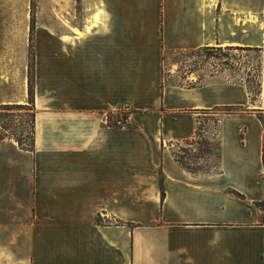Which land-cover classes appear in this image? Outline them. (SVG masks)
<instances>
[{"label": "crops", "instance_id": "crops-1", "mask_svg": "<svg viewBox=\"0 0 264 264\" xmlns=\"http://www.w3.org/2000/svg\"><path fill=\"white\" fill-rule=\"evenodd\" d=\"M31 5L0 0V103L28 96L35 22L34 145L0 158V264H264V0ZM233 48L199 83L164 81L166 53ZM207 113L219 167L193 173L175 147Z\"/></svg>", "mask_w": 264, "mask_h": 264}, {"label": "rangeland", "instance_id": "rangeland-1", "mask_svg": "<svg viewBox=\"0 0 264 264\" xmlns=\"http://www.w3.org/2000/svg\"><path fill=\"white\" fill-rule=\"evenodd\" d=\"M39 0H32V15L37 13ZM31 26L35 25L32 16ZM242 49H199L195 51H177L164 55V81L166 83L196 84L201 82L205 73L215 66L234 64L244 55ZM259 53H253L245 62L251 61L256 64L246 70L249 77L248 84L254 98L259 95L263 85V74L261 58ZM191 79L193 81H191ZM19 87H16V96ZM10 94V93H9ZM10 97V95H9ZM0 125H6L9 129L11 142L15 148L10 150L7 147L0 148V158L7 156L14 157L16 163L22 162V150L31 149L32 144V123L34 107L29 96L24 101H12L0 103ZM219 111V110H218ZM202 125L212 118L210 113L202 116ZM176 157L186 166L198 173H209L218 170L219 167V142L217 139L209 140L205 136L194 141L180 142L175 147ZM17 169V168H16ZM3 170V171H2ZM5 162L0 166V175L6 177ZM17 171V170H16ZM1 189V187H0ZM4 201V202H3ZM22 199L16 198L14 205L21 206ZM6 205V199L0 198V205Z\"/></svg>", "mask_w": 264, "mask_h": 264}, {"label": "trees", "instance_id": "trees-1", "mask_svg": "<svg viewBox=\"0 0 264 264\" xmlns=\"http://www.w3.org/2000/svg\"><path fill=\"white\" fill-rule=\"evenodd\" d=\"M33 21V20H32ZM33 70H34V26H31V34H30V49H29V96H30V100L31 103L33 105V97H34V78H33ZM0 106H3L2 104ZM220 112L222 113H231V112H236V111H240L241 109L238 107H234V106H224L219 108ZM34 112H33V123H32V144L31 147L33 148L34 145ZM216 124H218V120H216ZM9 134V129L6 125H0V141L10 137ZM203 136V125H200V127H198L197 133H196V138H201ZM195 139H193L192 141H194ZM31 149H26V150H32ZM177 158V157H176ZM178 162L186 169H188L189 171L193 172V173H197V171L192 170L191 168H189L188 166H186L184 164V162H182V160L178 159Z\"/></svg>", "mask_w": 264, "mask_h": 264}, {"label": "built area", "instance_id": "built-area-1", "mask_svg": "<svg viewBox=\"0 0 264 264\" xmlns=\"http://www.w3.org/2000/svg\"><path fill=\"white\" fill-rule=\"evenodd\" d=\"M115 125L117 126H125L127 122L122 118L114 119Z\"/></svg>", "mask_w": 264, "mask_h": 264}]
</instances>
